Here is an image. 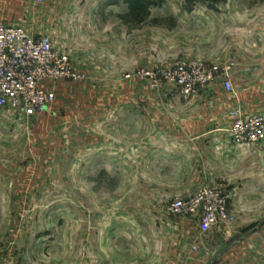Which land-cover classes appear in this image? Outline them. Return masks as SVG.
<instances>
[{
    "label": "rangeland",
    "instance_id": "rangeland-1",
    "mask_svg": "<svg viewBox=\"0 0 264 264\" xmlns=\"http://www.w3.org/2000/svg\"><path fill=\"white\" fill-rule=\"evenodd\" d=\"M78 3L65 5L59 27L32 21L29 13L51 10L24 0L11 14L32 34H55L54 48L85 79L55 84L56 101L34 117L0 110V264H187L194 243L177 224L193 218L170 204L249 176L235 169L224 176L231 182L212 181L179 176L177 165L138 164L148 148L134 144L138 127L179 124L186 112L215 103L145 74L175 62L230 73V52L246 42L253 62L264 63V0H151L138 23L122 18L124 0ZM240 88L228 92L218 77L197 92L235 96ZM208 234L193 237L211 246Z\"/></svg>",
    "mask_w": 264,
    "mask_h": 264
},
{
    "label": "crops",
    "instance_id": "crops-1",
    "mask_svg": "<svg viewBox=\"0 0 264 264\" xmlns=\"http://www.w3.org/2000/svg\"><path fill=\"white\" fill-rule=\"evenodd\" d=\"M24 1L31 7L51 10L46 14L29 13L32 21L47 19L59 27L65 19V5L70 9L76 0H51L50 4L47 0L41 3ZM78 1V4H86V0ZM18 3L19 0H0V22L14 25L12 23L18 18L11 14ZM247 43L230 52L232 83L241 84L235 96L197 92L191 99L197 97L215 102L214 107L206 104L202 109L186 112L180 116L179 124L162 123L137 129L134 144L144 143L148 147L137 154L138 164L177 165L179 176H211L212 181L231 182V177L225 179L224 176H233L235 169L239 173L246 171L249 176L232 189L231 183L228 188L224 185L229 196L228 207L236 221L209 232L207 238L211 239V246L203 240L205 238L193 237L198 230L196 219L193 218L191 223L178 222V228L187 229L188 243L197 247L187 264H206L211 259L210 264H264V141L252 146H238L226 131L231 121V109L239 108L244 116L264 113V63L253 62L252 45ZM152 132L160 135L152 136ZM145 264H155V260Z\"/></svg>",
    "mask_w": 264,
    "mask_h": 264
},
{
    "label": "built area",
    "instance_id": "built-area-1",
    "mask_svg": "<svg viewBox=\"0 0 264 264\" xmlns=\"http://www.w3.org/2000/svg\"><path fill=\"white\" fill-rule=\"evenodd\" d=\"M145 75L173 83L185 97L218 77L222 78L226 91H233L229 67L216 64L175 62ZM84 79L85 75L74 68L69 55L54 48L50 35H34L22 26L0 23V110L34 117L46 112L56 101L55 84ZM230 116L226 131L234 144L252 146L264 141V113L244 116L235 108ZM228 204L229 196L220 186L207 185L188 197L175 198L169 210L196 219L199 234L206 235L235 221ZM193 249H197L196 245Z\"/></svg>",
    "mask_w": 264,
    "mask_h": 264
},
{
    "label": "trees",
    "instance_id": "trees-1",
    "mask_svg": "<svg viewBox=\"0 0 264 264\" xmlns=\"http://www.w3.org/2000/svg\"><path fill=\"white\" fill-rule=\"evenodd\" d=\"M111 3H114L111 2ZM127 12L122 16L128 22H141L149 15L151 0H124Z\"/></svg>",
    "mask_w": 264,
    "mask_h": 264
},
{
    "label": "water",
    "instance_id": "water-1",
    "mask_svg": "<svg viewBox=\"0 0 264 264\" xmlns=\"http://www.w3.org/2000/svg\"><path fill=\"white\" fill-rule=\"evenodd\" d=\"M213 261V259L209 260L206 264H210Z\"/></svg>",
    "mask_w": 264,
    "mask_h": 264
}]
</instances>
